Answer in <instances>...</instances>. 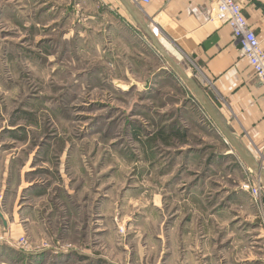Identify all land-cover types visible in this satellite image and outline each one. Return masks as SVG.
<instances>
[{"label": "rangeland", "instance_id": "374dc122", "mask_svg": "<svg viewBox=\"0 0 264 264\" xmlns=\"http://www.w3.org/2000/svg\"><path fill=\"white\" fill-rule=\"evenodd\" d=\"M93 1L0 0V208L8 214V226L0 219V264H201L233 237L220 233L225 225L212 207L204 212L194 200H227L231 180L243 183L229 172H244L240 164L209 170L211 149L233 152L237 163L240 155L201 124L188 123L187 152L177 139L170 146L154 137L151 108L162 99L143 96L135 83L142 74L129 65L128 81H112L120 72L106 57L129 63L139 52L150 67L160 60L130 30L133 46L119 31L120 39L105 37L104 22L95 49L88 16L74 34L78 15L111 9L141 33L120 0ZM116 83L133 86L124 92ZM192 148L204 157L189 159ZM35 204L42 210L28 211ZM26 213L34 222L25 223ZM210 226L206 250L194 240ZM236 247L225 248L228 264H240Z\"/></svg>", "mask_w": 264, "mask_h": 264}, {"label": "crops", "instance_id": "0c3cea01", "mask_svg": "<svg viewBox=\"0 0 264 264\" xmlns=\"http://www.w3.org/2000/svg\"><path fill=\"white\" fill-rule=\"evenodd\" d=\"M90 1L94 3L93 0ZM240 1L243 4L244 14L249 24L260 38L264 47V2L262 0ZM213 7L214 0H153L146 8L148 13L146 17L151 27L156 26L161 37L172 46L173 50L167 49L171 56L188 75L193 77L205 89L219 116L228 128L236 135L256 161L264 166V88L248 60L242 56L240 46L235 41L231 28L228 25L216 23L211 19ZM110 11L111 13L113 12L112 9ZM111 13L109 16L107 12L103 15L95 11L84 15L82 20L81 16L78 15L79 20L73 28L74 34H82L80 32L81 23L87 21L86 17L88 16V23L95 30L92 37L95 49L98 50L96 43L103 38L98 35L96 29L104 22L105 37L109 34L111 37L120 39V37L116 36L119 31L123 36H126V39L124 38L126 44L133 46L134 44L128 43L130 30L133 32V34L130 33L131 40L140 39L141 42L138 45L143 48L140 50L160 60L154 67H150L145 60L139 58V54L142 55L139 52H135L138 55L136 57L137 60L132 59L129 63L124 61L121 63L118 61L114 62L108 60V56L106 57V61L110 62L109 65L115 66L120 72L118 75H110L112 81H128V77H131L129 75L131 72L128 71L129 65L133 67L132 72L137 75L142 74V77L140 75L138 78L136 77L135 83L139 87L136 88L143 93V96L145 94L152 96L153 99H162L159 101L154 100L151 108L154 113L153 123L156 126L154 137L159 141L163 140L165 144L169 143L170 146L177 139L181 148L186 147L184 150L187 152V149L192 147L191 136L188 135V131L191 128L190 125L201 124L206 129L212 130L217 140L224 144V134L221 133L222 131L199 100L174 70L172 68V70L169 69L170 65L156 51V48L152 44L147 46V42L150 40L147 39L146 34L143 31L139 34L135 26L130 28L131 26H129V22L126 19H121V21L117 18L114 19L117 16ZM105 41L108 42L106 39ZM115 52L117 51L109 47L108 54H111V57H114ZM151 82H153L152 86H150ZM116 84L120 85L119 83ZM131 86L133 85L125 87L120 85L119 87L123 89L121 91L125 92ZM115 89L120 90L118 88ZM177 90H179L180 95L175 94ZM137 104L138 107L143 109L144 105L142 103ZM165 108H168V110H165ZM178 116L179 119H177ZM188 123L190 124L189 126ZM208 148L211 149V146H208ZM192 149L196 150L188 153L189 159L193 157V154L199 156V154L203 155L204 153V150ZM211 150L209 165L207 166L209 170L221 168L227 170L228 167L231 168L234 165L237 169H240V164L244 172L229 173L239 175V177L241 175L243 183L247 178L254 179V181L260 178L242 162L241 157H238L239 163H237L230 156L233 155V152L227 150L217 153L214 148ZM204 155L201 157L203 158ZM228 156L230 157L227 158ZM231 181H233L234 186L228 190L231 195L228 196L227 200L221 198L215 203L214 201H208L202 195H200L198 200H194L196 201L195 205L203 209L204 212L205 209L211 207L214 209V212L210 213L213 214L215 220H221L222 225H225L220 233L223 236L228 234V239L233 237L232 241L234 242L232 244H227L225 241L218 242L219 251L215 254H204L201 264H228L226 262L225 248L230 249L231 245L233 247L234 244L237 245L234 248L236 249V255L233 257L236 262L240 264H262L261 258L264 256L262 211L252 202L251 193L241 188L243 183H236L234 179ZM29 184H32V182H27L25 185L29 186ZM31 194L33 196V192ZM218 197L219 194H217ZM213 206L216 207L214 208ZM29 207L31 208L28 211H35V213H38L39 209L42 210V207L40 208L37 204ZM0 212L3 216H0V219L2 218L1 221L4 225V223L8 222L6 218L8 214L2 207ZM35 213L31 215L26 213L25 223L34 222ZM226 220L230 221L227 225ZM240 221H246L247 224L241 226L239 224ZM206 232H213L212 226L208 227L207 231L203 232L202 230L200 235H197L198 240L195 239L194 241L200 242L201 248L207 250L206 244L209 242L207 240H212V237L210 239ZM190 233L187 232L188 235ZM194 235L195 233H191L190 237H194Z\"/></svg>", "mask_w": 264, "mask_h": 264}, {"label": "built area", "instance_id": "2783aa9c", "mask_svg": "<svg viewBox=\"0 0 264 264\" xmlns=\"http://www.w3.org/2000/svg\"><path fill=\"white\" fill-rule=\"evenodd\" d=\"M130 1L146 16L148 15L146 8L153 2V0ZM262 1L264 2V0ZM211 19L216 23L228 25L231 28L234 39L240 46L242 56L248 60L264 88V47L260 38L249 24L241 1L214 0ZM241 188L251 193L252 202L262 211L264 227V184L260 178L255 181L247 178ZM19 244L25 246L28 245V241L25 237H22Z\"/></svg>", "mask_w": 264, "mask_h": 264}, {"label": "water", "instance_id": "95a60500", "mask_svg": "<svg viewBox=\"0 0 264 264\" xmlns=\"http://www.w3.org/2000/svg\"><path fill=\"white\" fill-rule=\"evenodd\" d=\"M122 5L130 13L135 22L139 25L141 30L150 39L152 45L156 50L166 59L168 64L172 67L174 72L186 84L193 95L199 100L206 112L216 123L218 128L222 131L224 136L230 141L234 149L238 152L243 162L255 172L264 183V166H262L256 159L248 152V150L239 143L236 135L228 128L226 123L219 116L215 106L211 102L205 89L181 67V65L171 56L167 48L162 44L159 37L153 31L146 15L135 6L130 0H120ZM0 216H2L0 212ZM6 224V223H5Z\"/></svg>", "mask_w": 264, "mask_h": 264}, {"label": "bare ground", "instance_id": "6f19581e", "mask_svg": "<svg viewBox=\"0 0 264 264\" xmlns=\"http://www.w3.org/2000/svg\"><path fill=\"white\" fill-rule=\"evenodd\" d=\"M153 31L156 33V35L159 37L161 40L162 44L168 49V50H173L172 46L168 41H166L163 37H161L160 32L156 26H152ZM238 139V138H237ZM228 140V139H227ZM229 141V140H228ZM230 142V141H229ZM240 143V142H239ZM231 144V143H230ZM241 144V143H240ZM232 145V144H231ZM242 145V144H241ZM233 147V146H232ZM234 148V147H233Z\"/></svg>", "mask_w": 264, "mask_h": 264}, {"label": "trees", "instance_id": "16d2710c", "mask_svg": "<svg viewBox=\"0 0 264 264\" xmlns=\"http://www.w3.org/2000/svg\"><path fill=\"white\" fill-rule=\"evenodd\" d=\"M177 133H178V131H177ZM177 133H176V134H177Z\"/></svg>", "mask_w": 264, "mask_h": 264}]
</instances>
